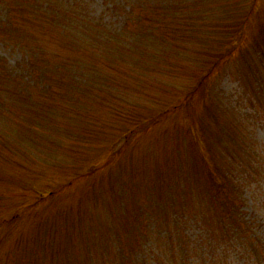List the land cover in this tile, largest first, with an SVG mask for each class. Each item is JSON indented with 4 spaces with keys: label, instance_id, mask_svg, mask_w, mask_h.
I'll list each match as a JSON object with an SVG mask.
<instances>
[{
    "label": "rangeland",
    "instance_id": "obj_1",
    "mask_svg": "<svg viewBox=\"0 0 264 264\" xmlns=\"http://www.w3.org/2000/svg\"><path fill=\"white\" fill-rule=\"evenodd\" d=\"M48 1L60 8L61 14L74 16L75 25L102 27L108 41L103 50L105 54L95 62L94 80L104 79V83L107 77H115L117 71L108 68L112 62L114 67L123 69L124 74L117 83L108 82V88H104L100 96L85 89H68L67 94L59 91L58 116H50V121L55 117L54 120L45 123L47 143L55 151L50 154L47 149L35 146L30 147L32 153L51 169L56 170L59 165H62L60 168L76 166L82 155L96 154L94 134L106 133L107 138H102L100 148L105 150L108 146L118 153L110 170L103 174L94 171V175H99L96 182H108L111 173L116 176L118 172L140 185L133 200L127 202L124 213L113 204L102 210V217H92L90 231L95 235L94 244L89 243L80 226L79 232L71 236L73 247L68 244L64 250L71 256L74 253L71 260L75 256L83 257L81 250L87 252L86 256L91 253V264L202 263L206 251L208 257L222 263L221 254L232 242L230 235L238 204L243 205V199L251 197L249 207L242 209L250 218L253 200L258 201L259 197L260 202H264V0L254 3L251 0ZM6 3L0 0V7ZM151 8L154 11H150ZM141 11L150 12L152 19L140 17ZM4 12L1 11L3 16ZM30 29L33 25L28 26ZM143 31L145 34L154 31L157 40L144 35ZM0 34H3L1 30ZM228 40H233L234 44L226 53L223 46ZM126 45H138L137 50L149 53L138 59L124 49ZM26 46L23 35L15 40L0 41V60L12 75L24 73ZM225 53V60L229 62L217 65L210 80L202 85L197 79L193 80L201 75L210 57ZM83 82L88 88L85 78ZM197 83L199 90L193 103L183 109L180 97ZM94 87L91 84L88 89ZM35 89L31 88V95L38 100ZM4 90L8 88H0V105L7 102ZM173 104H179L176 111L166 112ZM212 104L215 108L220 106L216 112ZM125 105H135L136 110L129 112L140 114L136 116L138 119L142 115L149 119L159 112L167 116L163 118V115L161 122L144 135L136 133L125 144L122 141L113 147L118 136L132 127L129 119L126 122L111 120L110 108L114 106L117 110ZM3 113L0 108V218L9 219L26 198L19 185L4 180L8 172L13 173L2 160L6 152L1 146L6 140L16 144L22 128L19 123L3 120ZM198 117L205 128L200 131ZM84 138L94 144V148L76 146ZM200 138L207 140V157L199 143H195ZM107 157L104 154L100 159ZM215 169L221 178H232L230 191L220 190L223 199L230 198L229 204L215 200L214 196L211 199L213 194L207 184ZM242 172L245 175H240ZM72 176L69 172L64 179H54L53 184ZM172 176L179 181L168 183V177ZM74 186L67 197L48 200L46 207L40 206L38 212L48 216L63 200L73 196L75 200L86 190V184ZM92 199L102 201L105 197L93 195ZM122 214L129 218L128 225L122 222ZM263 215L256 213V217L251 218L264 237ZM137 217H148V228L144 225L140 231L136 230ZM4 225L0 228V239L5 237L0 242V264H59L64 258L66 252L60 247L57 260L50 246L44 248L47 238L42 235L37 218L19 223L20 228L10 237L7 235L13 224L10 222L5 228ZM190 239H196L197 244L193 245ZM77 264L88 263L81 258Z\"/></svg>",
    "mask_w": 264,
    "mask_h": 264
},
{
    "label": "trees",
    "instance_id": "obj_2",
    "mask_svg": "<svg viewBox=\"0 0 264 264\" xmlns=\"http://www.w3.org/2000/svg\"><path fill=\"white\" fill-rule=\"evenodd\" d=\"M6 1V5L0 7V30L3 32V34H0V41L15 40L19 38V35H23L27 40V46L24 48H26L28 54L23 57L25 64L24 73L16 72V74L12 75V71L2 63L3 60H0V68L2 69L0 72V88H8V90H4L6 91L5 98H7V102L0 105L1 110L5 111L3 113V120L11 121L15 124L19 123L22 128L20 131L21 136L18 137V141L16 140V144L12 140H6V142L4 141L5 144L1 146L6 152L2 160L9 164V168L13 173L10 174L8 172L4 180L19 185L26 199L23 200V204L11 218H0V228L4 224V228L6 226L9 227V223L11 222L13 226L10 227L7 235V237H10L17 231L16 228H20L19 223H22L24 220L35 221L37 218V222L41 225V233L47 238L44 248L50 246L51 254H53L55 260L59 257L58 247H60L62 252H66L59 264H73L72 261L77 264L81 258L86 259L87 263L91 264V253L86 256L87 252L81 250V256L83 257L75 256L71 260L74 253L71 256L67 254L68 251L64 250V247L68 246V244L70 247H73L70 244L72 234L78 233V227L82 226L85 235L89 238V243L94 244L95 235L90 231L92 217H102V210H107L113 204H116L121 212L124 213L127 202L133 200L135 191L140 185L138 186L128 176L124 178L118 172L116 176H112L111 173L108 182H96L99 175H94V171H100L103 174L108 169L110 170L118 153L114 149H108V146L105 150L100 148V143L104 141L102 138H107L106 133L94 134L93 137L97 142V151L94 156L82 155L80 160L76 162V166L60 168L62 165H59L56 170L55 167L51 169L40 158H36L30 147L40 146L47 149L50 154L55 151L47 143V125L45 123L50 121V116H58L57 113L60 111L58 107L61 105L58 100L59 91H66L67 94L68 89H85L87 92L100 96L104 88H108V82L117 83L118 79L124 74V70L119 69L117 65L114 67L115 63L112 62L108 68L115 72L117 71L114 75L116 78L107 77L104 83H102L104 79L101 80L99 78L94 80V75L97 74L95 62L99 60L101 54H105L103 50L108 41L104 37L105 34L102 27L99 28L97 25L86 24L75 25L73 24L74 19H76L74 16L70 17L61 14L58 11L60 8L53 6L48 0H37V2H34V0ZM251 2L254 3L255 0H251ZM3 10L5 11L4 16L1 13ZM150 11H154V8H151ZM144 14L146 13L141 11L140 17H146V20L152 19L150 12L146 15ZM29 25H33V29L28 30ZM73 27L75 30H73ZM243 29L242 27L240 31H243ZM142 33L152 40H157L156 38H158V35L154 31H146V34L143 31ZM238 35L241 36L242 32H239ZM233 44V40H228L225 43L223 47H226V53ZM16 48L20 47L16 46ZM137 48L138 45L135 47H128L126 45L124 47L129 54L137 56L136 58L138 59L144 58L149 53V51L143 52L137 50ZM135 52H140L141 54L137 55ZM226 53L214 58L210 57L209 63L204 65L201 75H198L197 78L193 77V80L197 79L201 85L205 84L206 80H210L214 76L213 74L216 71L217 65H225L229 62L225 60ZM176 69H179V66H176ZM91 72L92 75L89 76L88 74ZM83 78L88 82V88L91 84L95 87L88 89L83 82ZM32 87L36 88L37 95L35 98H38V100L32 98ZM198 90L199 86L197 83L192 90L180 97V102H184L181 105L183 109H186L189 104L193 103L192 99L196 96ZM178 106L179 104H173L166 112H175ZM113 107L110 108L111 120L114 122H126V119H129L132 127L127 131L125 130L122 133L123 135L118 136L114 141L113 147L122 141L125 144L136 133L144 135L167 116V113L164 115L163 112H159L149 119L146 118V115H142V118L139 117L140 119H138L136 116L140 114L129 112L136 110L134 109L135 105L121 106L117 110L113 109ZM218 107L215 108L212 104L215 112ZM127 113L129 115H126ZM212 114H214V111ZM199 119L198 117L197 128L200 131L205 128ZM89 128L91 129L92 127L89 126ZM123 129L124 127L119 131H123ZM103 130L101 129V131ZM196 132L198 133V131ZM206 142L207 140L201 138L195 140V143H199V148L203 149V153L207 157L209 152L205 145ZM76 146L94 148V144L86 138L81 139L76 143ZM122 150L124 151V148ZM104 154L108 157L100 159V156ZM100 160L101 163H98ZM133 171L129 174H132ZM69 172L73 174L72 178L53 184L54 179H64ZM213 172L214 175H209V184H207V188L213 194L211 199L214 196L215 200L219 202L231 203L229 197L226 199L221 197V192L222 190L224 192L230 191L229 184L230 181L233 182L232 178L229 176L221 178L222 175H218L216 169ZM240 175H245V172H242ZM171 178L172 182L170 181ZM217 178L221 179V182H218ZM178 181L179 178L176 176L168 177V183ZM234 181L237 182L238 180L234 178ZM79 184H86V190L77 199L74 200L75 196H73L68 200H63L55 206L48 216H43L40 211L38 212L40 206L42 208L46 207L48 200H57L59 196H63V198L67 197L72 193L74 185ZM212 189H215L216 192L214 193ZM93 195L103 196L105 199L102 201L94 200L92 199ZM257 198L258 201L253 200L250 206L253 210L250 215L251 217L254 215L256 217V213L264 214V202H260L261 198ZM250 201L251 197L246 196L243 202L247 205L245 203L243 205L238 204L237 210L234 213L235 225L230 235L232 242L229 249L221 254L224 258L220 264H264L263 234L257 229L255 219L251 217L247 218V213L242 210L245 207H249L248 203ZM262 218H264V215ZM147 219L148 217H137L135 219L136 230L140 231V228L144 225L148 228ZM122 222L126 225L129 224L130 221L127 215L124 216L122 214ZM117 226L120 227L119 224ZM2 239L5 240V237ZM2 239H0V242ZM191 241L193 245L197 244L196 239ZM206 252L203 253V260L205 261L202 263H194L192 261L191 264H219L213 258H210L212 256L208 257Z\"/></svg>",
    "mask_w": 264,
    "mask_h": 264
}]
</instances>
